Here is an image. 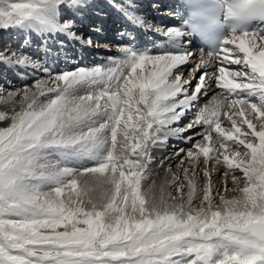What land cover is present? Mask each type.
<instances>
[{
    "label": "snow or ice",
    "instance_id": "6c2138e0",
    "mask_svg": "<svg viewBox=\"0 0 264 264\" xmlns=\"http://www.w3.org/2000/svg\"><path fill=\"white\" fill-rule=\"evenodd\" d=\"M89 6L0 0V29L39 33L45 44L65 34L100 47L75 31L76 15ZM113 6L145 26L132 3ZM183 6L179 26H146L161 38L155 51L128 36L106 65L54 72L23 51L27 41L0 52V64L21 78L34 76L30 70L45 74L31 86L0 90V103L9 106L0 111V264H264V0ZM65 10L71 15L61 22ZM193 37L206 49L191 70L198 79H184L180 68L194 58ZM212 83L220 93L186 127L173 128ZM200 126L184 137L193 146L180 161L189 163L182 167L186 184L176 175L169 182L177 195L144 190L153 147ZM201 157L205 166L223 165L225 176L243 173L239 198L220 196L217 205L207 167L197 196Z\"/></svg>",
    "mask_w": 264,
    "mask_h": 264
},
{
    "label": "bare ground",
    "instance_id": "6f19581e",
    "mask_svg": "<svg viewBox=\"0 0 264 264\" xmlns=\"http://www.w3.org/2000/svg\"><path fill=\"white\" fill-rule=\"evenodd\" d=\"M113 3L116 5H119L121 3H124L122 0H117L116 2H113V0H89V6L90 10H94L95 12L98 11L101 13H94L88 10V7L84 9L83 13L85 15L81 16L82 19L77 20L79 23H83L84 21L88 20L90 23H94L97 17H100L98 22V27L101 31H95L92 32L88 30H80L84 31L85 35H89L94 39H97L100 45L105 44L106 42L109 43V48L106 49L104 46L99 47H87L82 45V54L80 56V60L78 61V65H76L75 62L69 63V61H66L64 57L65 52H61V54H56L53 49L55 48L53 43L57 39H63L65 42H67L65 45H58L65 46L64 49H66L67 53L70 54V56H73V54L77 53L78 46L81 45L76 40L70 39L65 34H55L52 36H49L46 40V44L41 39V34L39 33H24L20 32L18 30H15L14 32L18 34V38L20 39H26L28 38L27 47H24L23 50L25 52L32 54L35 56H41L43 59L41 60L42 63L45 64H51L48 65L50 68H54L55 65L58 64V66H61L60 63L66 62L62 69H58L60 71L65 70H73L76 69V67L81 66L85 68H90L96 65H106L108 64V57H116L120 55L118 53V46L124 45L126 43V39L128 36H134L137 38L139 45L144 50L149 51H155L154 48V41L157 43L161 39L159 35L154 36L153 31L151 29H148L146 26L148 25L146 22L148 21V18H152L154 21L152 23L153 28L155 27H166V26H179L181 23V17L177 14V11L180 12L178 6L176 5V0H160V3H162L165 8L167 9V12L161 13V14H154L153 10L148 13V18L144 20L145 26H141L138 24H134L132 21H130L122 12H120L117 7L113 6ZM128 3V2H127ZM126 3V4H127ZM135 3V1L133 2ZM148 6V5H147ZM138 7V6H137ZM156 7V6H154ZM92 8H99V9H92ZM142 8V7H141ZM149 11V7L146 9ZM167 14V15H164ZM110 18V19H109ZM156 23V25H155ZM79 27H77L78 30ZM77 30H75L77 32ZM125 34L122 36L121 34ZM77 34V33H76ZM78 35V34H77ZM39 37V38H38ZM51 39V40H49ZM31 41H36L39 44V51L34 45L29 44ZM117 45V46H116ZM15 46V45H10ZM69 46V47H68ZM16 47V46H15ZM19 48V47H18ZM80 48V49H81ZM6 47H2L0 50L3 52ZM20 49V48H19ZM13 48L8 49L7 51H12ZM35 50V51H34ZM45 50L47 54L45 55ZM55 50V49H54ZM192 52L195 54L194 58L191 62L187 63L186 65L182 66L180 68V71L184 74V79H191L193 75L198 79V76L200 75V72L193 73L191 70L194 68L195 64L199 62L200 59V51L196 50L194 47V43H192ZM53 51V52H52ZM94 53L97 54L93 55ZM51 55V56H49ZM92 55V56H90ZM78 56V54L74 55ZM233 69L239 67L236 65L231 66ZM0 68L3 69L4 73H7V75L11 76L14 74L13 71L9 70L4 65L0 64ZM72 68V69H71ZM151 70V66H148L146 69H144L145 74H147ZM213 69H208L209 72H211ZM38 72L39 70H30ZM141 69H137V72H140ZM1 75V73H0ZM45 75V74H44ZM32 75L24 76L27 80L31 79ZM1 77V76H0ZM197 80H192V84L190 86L186 85V87L189 88V91L191 92L192 89H194L196 85ZM21 84V82H19ZM220 89H217L215 87V84L212 83V88L210 91H208L207 95H201L198 99V101L194 102V106L186 111L185 115L181 118L180 121L174 123L172 125L173 128H184L186 125L192 121L196 114L199 112L201 108H203L206 104H209L212 100L213 96H216L220 93ZM83 94V93H80ZM9 108L8 105H4L3 103H0V111L7 110ZM6 126L4 122H0V127ZM222 126L226 128H230L231 124L230 121H227L225 117L222 116ZM245 129L247 126H244ZM193 131L201 132L203 131V127H197L194 130H189L187 132L182 133L179 136L175 137H169L165 144L154 146L152 149V156L154 157V162L151 164V174H150V180H152V193L157 198H159L160 195H167V193H171L173 196L177 195L175 186H169V182L172 180L173 175L180 176L181 182L186 184V181H183V171L182 167H189V163L187 159H185V163L183 166H181L180 161L181 158H185L186 155L184 153L187 152L190 148H192L193 144L192 142L187 141L184 139V137L191 136L193 134ZM196 141H200L202 137H195ZM182 146V147H181ZM180 150L183 149V152H180L179 155L175 152L173 148H176ZM242 147V146H241ZM169 150V151H167ZM184 155V156H182ZM243 155V153H242ZM161 160H163V164H161ZM71 167H78L77 165H69ZM207 167L208 172L210 173V178L212 182V189H213V198L217 205H220V196H224L227 199L232 198H239L241 193L238 191V188H241L244 186V184L247 182L246 179L243 177V173L239 170H237L234 173H230L228 176H225L224 173L226 171V168L223 165H218L214 162H210L207 166L203 164V158L201 157V162L198 165L197 168V196L202 198V189L203 187L208 183V177L204 176V169ZM235 175L239 178L240 183L236 184L233 183L232 176ZM146 180L142 182V186L144 190H147L150 185L145 184ZM161 188L164 189V192L161 193ZM187 189L185 188V192ZM65 195H67V190L65 192ZM64 198V197H62ZM168 203H173L172 200H168ZM193 207L196 209H199L201 207L200 200L194 199L193 201Z\"/></svg>",
    "mask_w": 264,
    "mask_h": 264
},
{
    "label": "rangeland",
    "instance_id": "374dc122",
    "mask_svg": "<svg viewBox=\"0 0 264 264\" xmlns=\"http://www.w3.org/2000/svg\"><path fill=\"white\" fill-rule=\"evenodd\" d=\"M122 1L124 3H121V4H126L127 2L128 3H132L133 7L130 10L133 11L136 15L140 16L141 18H143L144 20H146V18H148V16H149L148 13L150 11H152V10H153L154 14H161V13L167 12V9L165 8V6L162 3H160V0H122ZM134 1H135V3H133ZM17 2H18V0H17ZM113 2L117 3V0H113ZM154 6H156V7H154ZM148 7H149V11L146 10ZM92 9H99V8H92ZM88 10L91 11V12H94V13H99L98 11L95 12L94 10H90L89 7H88ZM83 11L79 12L76 15V17H75V19H76V29L75 30H77V27H79L76 33L78 34V36H82L85 40H87L88 38H91L94 44H99L100 45L101 43H99L97 39H94V38H92L89 35H85L84 31H80V30H84V29L85 30L89 29L91 31V33L95 32V31H97V32L101 31L100 28L98 27V22H97L100 17H97L94 23H90V21H88V20L84 21L83 23H79V21H77V20L82 19L81 16L85 15V13H83ZM99 14L101 15V13H99ZM70 15H71V13L67 12V10H65V12L62 14L61 22H63L64 19H67ZM164 15H167V14H164ZM153 22L154 21L152 20V18H148V21L146 23L148 25H152ZM155 25H156V23H155ZM15 30L16 29H12V28H9L7 30L0 29V50L4 46L6 47V49L3 50V52H5L6 50H8L10 48H13L14 50H17V49L21 48L25 44L26 41H28V38H26V39L18 38V34L14 32ZM49 40H51V39H49ZM29 44L34 45L36 48L38 47L37 48L38 51L41 48V47H39V44L36 41H31V42H29ZM60 44L66 46L67 42H65L63 39H57L55 41V43H53V45L55 47L54 48L55 50L53 49V51H55L56 54H61L62 51L65 52V56H66V57H64L65 60L69 61V63L75 62L76 65H78L77 63L80 60V56L82 54V48H81L82 44L80 46H78V51H77V53L73 54V56H70V54L66 52L67 50L64 49L65 46H60L59 47L58 45H60ZM108 44L109 43L106 42L105 44L100 45V47L104 46V45H108ZM10 45H15L16 47L15 46H11L10 47ZM23 49H24V47H23ZM23 51L25 52V50H23ZM76 54H78L77 58H76V56H74ZM93 55L97 56L96 53H94ZM49 56H51V55H49ZM90 56H92V55H90ZM65 63L66 62L60 63L61 66H58V64H57V65L54 66V68L51 67V69L54 72H61L58 69H62L64 67L63 65ZM47 65H51V64H47ZM79 67H81V66H78L76 68H79ZM63 70H65V69H63ZM32 72H35V75L34 76L32 75L31 76L32 78L27 80L25 77L21 78V76L19 74H17V73H14L13 75L9 76V75H7V73H4L3 69L0 68V73H1V75H0L1 76L0 77V90L19 89V88H22L25 84L31 86L33 84L34 79H36L38 77L45 76L44 73H42L41 71H38V72L32 71ZM27 76L30 77V75H27ZM19 82H21V84H19ZM4 94H6V92ZM177 148L178 147L173 148V149L176 150ZM167 151H169V150H167ZM178 151L179 150L177 149L175 152H178ZM184 154L186 155V153H184ZM182 156H184V155H182ZM151 170H152V168H151ZM151 181L152 180H150V176H149V178L146 180L145 184L147 185L149 183L148 185H150L149 187H151L152 186V182ZM49 190H50L49 187H44V189H43V191H49ZM57 230L58 231H63L64 229L60 228V229H57Z\"/></svg>",
    "mask_w": 264,
    "mask_h": 264
}]
</instances>
